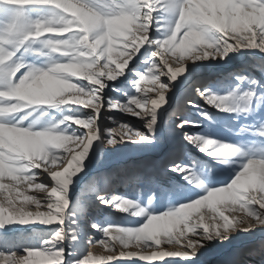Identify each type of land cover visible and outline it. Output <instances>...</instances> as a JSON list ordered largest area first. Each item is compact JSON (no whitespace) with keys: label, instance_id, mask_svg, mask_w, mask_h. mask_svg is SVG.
<instances>
[{"label":"snow or ice","instance_id":"obj_1","mask_svg":"<svg viewBox=\"0 0 264 264\" xmlns=\"http://www.w3.org/2000/svg\"><path fill=\"white\" fill-rule=\"evenodd\" d=\"M3 2L21 8L50 6L57 15L55 19L26 22L23 13L17 11L13 22L0 33V228L36 222L63 225L72 178L81 171L82 162L98 139L96 121L104 108L101 92L108 81L123 74L142 46L154 45L156 51L152 52L155 59L150 67L138 74V95L126 103L110 102L108 110L147 117L166 103L167 85L161 77L174 81L189 62L222 59L235 49L264 51V0H71L82 10L79 16L55 0ZM157 11L171 19L166 37L152 40ZM35 40L42 41L57 57L46 68H32L13 60L22 46ZM65 65L69 67H62ZM145 81L151 87L144 86ZM198 94L223 111L234 110L227 106L231 95ZM65 104L80 105L97 114L71 120V124L86 130L84 135L69 134L66 127L62 128L67 118L41 130L25 126L19 115L15 120L6 119L30 112L35 106ZM154 124L152 115L149 131ZM119 130H111L115 135L110 133L108 144L147 139L127 125H120ZM186 139L213 157L240 154L239 149L226 143L199 136ZM44 173L51 185L40 182ZM31 191L37 194L29 195ZM98 198L104 204L115 203L125 212L133 206L120 197ZM29 206L36 210H27ZM237 212L244 215L226 214ZM251 221L264 224V156L248 158L227 184L174 210L151 215L136 229L105 227L103 238L91 246L102 245L110 254L93 255L90 248L78 264H116L133 258L143 262L163 261L166 257L191 259L205 240L227 239L237 229L249 231ZM64 238L57 229L40 248H25L21 255L0 252V264H64V250L57 246ZM133 248L136 250H129Z\"/></svg>","mask_w":264,"mask_h":264},{"label":"rangeland","instance_id":"obj_2","mask_svg":"<svg viewBox=\"0 0 264 264\" xmlns=\"http://www.w3.org/2000/svg\"><path fill=\"white\" fill-rule=\"evenodd\" d=\"M17 11L23 13V19L26 22H34L36 19H55L57 15V11L50 6L29 5L21 8L0 0V33H4L8 24L13 22ZM170 19L168 14L160 11L154 14L150 34L152 40L166 37ZM161 24L165 26L161 27ZM5 47L10 48L8 45ZM153 51H156L154 45L142 46L123 74L115 80L108 81L103 88L101 96L104 108L100 110L96 121L98 139L93 142L88 155L82 162L81 171L75 175V179L80 174H83L85 178L82 184L77 185L68 196L69 206L64 212L63 225H44L39 222L27 225H5L0 228V252H15L21 255L25 248H40L43 241L50 239L54 232L60 229L65 238L57 246L64 250V264H78L90 248L93 254L94 252L101 255L110 254L99 244L95 248L83 246L82 250L78 251L80 240L85 238L86 243L88 241L89 226L93 216L90 210L95 208L98 211L97 237L99 240L103 238L102 230L105 227L120 226L136 229L144 224V220L134 217L129 211L116 214L111 208H105L107 209L105 214L100 213L102 209L104 211V208H100L97 203V196L101 191L90 192L87 196L89 191L87 185L89 183L92 187L105 188L112 184L110 177L119 175L121 171L124 173L136 169V166L142 165L144 160L140 156L147 150H155L160 144L162 149L157 153V158L160 162L162 161L161 163L164 162V167L162 169L160 165L154 163L157 166L158 180L147 182L146 192L128 191L129 197L133 198L132 201L136 203L139 200L148 206L151 214L158 215L174 210L203 197L207 191L230 182L245 163L242 156L213 157L188 140L186 148L167 161L169 152L173 148L172 135L176 133L175 129H178L181 123L187 125L185 131L178 130L179 135L183 134V137L181 136L183 142L186 139V133H189V137L199 136L214 141L238 144L252 157L264 156V51L248 48L235 49L229 51L222 59L208 58L189 62L186 71L174 81L167 76L161 77L162 82L167 85L166 103L147 117L135 116L119 110H108L110 102L126 103L131 97L138 95L135 82L138 80V74L144 73L150 67V62L155 59L152 57ZM56 58L55 54L45 48L42 41L35 40L22 46L13 60L32 68H46ZM169 62L172 63V60L170 59ZM175 66L178 65L173 64V67ZM218 76H221L223 81L217 80ZM201 81L208 89H213L212 95H231L227 106L234 110L226 112L207 103L205 98L195 97V95L187 97L189 86L195 87L197 82ZM81 83L85 82L81 81ZM142 83L146 87H151L147 81ZM85 86L91 87L88 84ZM248 93L251 95L246 96ZM150 95L154 96L155 93ZM205 96L210 95L205 94ZM189 99L195 102V107H186ZM17 115L24 118L25 126L36 130L67 118V123L61 127H66L69 134L84 135L86 130L71 124V120L91 118L97 114L80 105L65 104L55 107L35 106L30 112L14 114L6 119L15 120ZM152 115L155 116V124L149 131L147 125L151 123ZM178 115H182L184 120H179ZM120 125H127L131 130L146 136L147 139L136 142L125 140L115 145L108 144L111 130L117 129L119 132ZM116 138L119 140V136ZM92 155H96V158L92 159ZM153 158L156 156L151 157ZM215 160L219 161L218 164ZM173 169H185V171ZM127 174L130 178L132 177V174ZM40 182L52 184L46 173L41 174ZM28 194L37 193L31 191ZM2 199L3 197L0 196V200ZM27 210L34 212L36 209L34 206H29ZM45 210L41 208V211ZM226 214L244 215L242 212ZM250 223L249 231L237 229L227 239L205 240L204 246L191 259L166 257L163 261L143 262L133 258L119 260L116 264H197V262L200 264H264V224L256 221ZM235 250H239L238 257L226 260L230 258L228 252ZM245 255L248 257L245 258ZM232 259H235V262H232Z\"/></svg>","mask_w":264,"mask_h":264},{"label":"bare ground","instance_id":"obj_3","mask_svg":"<svg viewBox=\"0 0 264 264\" xmlns=\"http://www.w3.org/2000/svg\"><path fill=\"white\" fill-rule=\"evenodd\" d=\"M245 71V70H244ZM217 80L219 81H223L221 80V76L217 77ZM213 89H208L204 83L201 82H197V85L194 86H189V92L187 93V97H201L198 92H202L204 94H209L212 95ZM202 98V97H201ZM187 103H189L186 107H195V102H193L192 100H188ZM179 120H184V117H182V115H178L177 117ZM183 124V127H180L178 129H175L176 133H174L172 135V143H173V148L170 150L169 152V157L167 159V161H170V158L178 155L180 152H182L183 148H186V143L188 141V139H185L184 142L182 141L183 138H181V136L183 137V134L181 133L179 135V131L178 130H182L185 131L187 125H185V123H181ZM180 124V125H181ZM186 135L189 137V133H186ZM216 142H220V143H226L232 146H235L237 149H239V153L238 155H234V156H229V157H236V156H242L246 162V160L250 157H252L243 147L239 146L238 144H230L228 142H222V141H216ZM184 144V145H183ZM162 145L160 144L158 146V148H155V150H147L143 155H141L140 157H142L144 160L142 161V165L138 164L136 166V169H131L128 172H124L121 171V173L116 174L113 176V178H109V180L111 181L112 184L105 186V188H101V187H92L91 184L88 183L87 188H89L88 191V195H90V192H97V191H101L100 194L97 197H102L105 200H112L113 197H120L121 199H127L129 201L132 202L133 206L131 208H129V212L132 213V215L136 218H142L144 220V223L147 221V219L149 218V216L153 215L151 214V211L149 209L148 206H145L144 204H142L139 200L138 202L134 203L132 201L133 198H131V196L129 197L130 194H128V191L130 192H146V184L147 182H154L155 180H158L157 174H156V169L157 166L154 165V163H156L157 165H160L163 169L164 167V162L161 163L160 160L157 158V153L160 152V150ZM154 151H157L156 153H154ZM156 156V158L151 159V157ZM166 157V158H167ZM96 155H92V159H95ZM218 160H215V163L218 164ZM154 167V168H152ZM152 168V169H151ZM138 169V171L136 172V170ZM132 174V177L130 178V176L127 174ZM195 174V173H194ZM118 175V176H117ZM134 175V176H133ZM161 176V174L159 175ZM85 177H83V174H80V176L75 179V176L72 178V183L69 186V189L67 191V199L68 196H70L72 194L73 189L76 188L77 185L82 184L83 180ZM98 182V181H97ZM74 185V186H73ZM73 186V187H72ZM124 190H127L126 192H124ZM129 192V193H130ZM98 201L97 203H99L100 208L103 207L104 211L102 209V211H100V213L105 214V212H107V209L105 208H111L114 209V213L116 214H122L124 211H121L118 209V207L116 206L115 203H111V204H104L101 203V200L99 198H97ZM90 212L92 213V219H91V225L89 226V234H88V241L86 243V241L84 240L85 238H82V240H80L79 246H78V251H81L83 248V246H91V244L95 243L96 241L99 240V237H97V230L99 227V224L97 223V216H98V211L93 208L90 210ZM134 212H141L140 215H134ZM125 213V212H124ZM95 226V227H94ZM100 229V228H99ZM84 240V241H83ZM97 245H92V248H95ZM93 255H101L100 253H96L94 252ZM228 255L230 256V258L226 259L229 260L231 259V257H238L239 255V250H235V251H229ZM248 256L245 255V258H247ZM240 258V257H239ZM244 261V260H243ZM257 261V260H255ZM232 262H235V259H232ZM197 264H200L197 262Z\"/></svg>","mask_w":264,"mask_h":264},{"label":"clouds","instance_id":"obj_4","mask_svg":"<svg viewBox=\"0 0 264 264\" xmlns=\"http://www.w3.org/2000/svg\"><path fill=\"white\" fill-rule=\"evenodd\" d=\"M55 2L59 4H66L67 5L66 10L71 11L73 15H77V16L81 15L82 10L80 8H77L75 5L71 4V0H55ZM62 67L67 68L69 66L65 65ZM73 87H75V85H73Z\"/></svg>","mask_w":264,"mask_h":264}]
</instances>
